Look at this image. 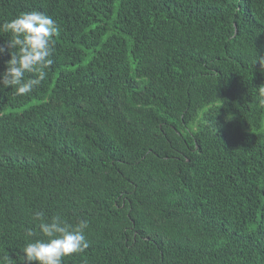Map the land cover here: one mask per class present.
<instances>
[{"label": "trees", "instance_id": "16d2710c", "mask_svg": "<svg viewBox=\"0 0 264 264\" xmlns=\"http://www.w3.org/2000/svg\"><path fill=\"white\" fill-rule=\"evenodd\" d=\"M29 11L60 34L31 96L0 91V254L43 211L90 223L64 264H264V0H0V24Z\"/></svg>", "mask_w": 264, "mask_h": 264}, {"label": "clouds", "instance_id": "9594fccd", "mask_svg": "<svg viewBox=\"0 0 264 264\" xmlns=\"http://www.w3.org/2000/svg\"><path fill=\"white\" fill-rule=\"evenodd\" d=\"M3 34L8 38L0 43V57L10 58L0 72V91L11 89L16 97H29L47 79L55 63L60 26L42 11L21 12L0 24V36ZM260 63L264 65V59ZM258 107L264 108V85L258 87ZM32 223L35 227L25 229L19 264H64L66 258L90 247L87 218L72 223L61 214L49 217L36 211ZM0 264H10V257L0 254Z\"/></svg>", "mask_w": 264, "mask_h": 264}]
</instances>
